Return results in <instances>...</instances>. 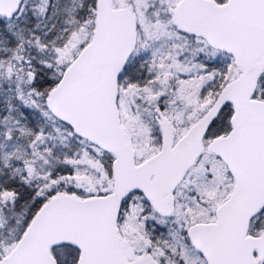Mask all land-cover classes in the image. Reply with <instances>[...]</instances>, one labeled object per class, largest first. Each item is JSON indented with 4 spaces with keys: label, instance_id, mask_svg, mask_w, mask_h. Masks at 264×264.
<instances>
[{
    "label": "snow or ice",
    "instance_id": "obj_1",
    "mask_svg": "<svg viewBox=\"0 0 264 264\" xmlns=\"http://www.w3.org/2000/svg\"><path fill=\"white\" fill-rule=\"evenodd\" d=\"M0 264H264V0H0Z\"/></svg>",
    "mask_w": 264,
    "mask_h": 264
}]
</instances>
